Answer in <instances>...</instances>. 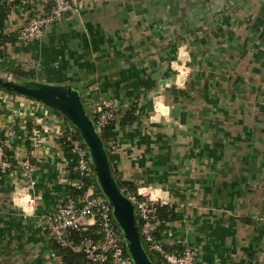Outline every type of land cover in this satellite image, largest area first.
Instances as JSON below:
<instances>
[{"label":"crops","instance_id":"0c3cea01","mask_svg":"<svg viewBox=\"0 0 264 264\" xmlns=\"http://www.w3.org/2000/svg\"><path fill=\"white\" fill-rule=\"evenodd\" d=\"M27 18L13 6L6 33ZM6 56L35 83L78 90L88 112L116 102L106 143L115 178L180 215L161 233L168 250L190 247L198 264H264V0H82L40 39L8 43ZM66 125L0 87L13 163L0 173V264H64L47 217L83 185Z\"/></svg>","mask_w":264,"mask_h":264},{"label":"built area","instance_id":"2783aa9c","mask_svg":"<svg viewBox=\"0 0 264 264\" xmlns=\"http://www.w3.org/2000/svg\"><path fill=\"white\" fill-rule=\"evenodd\" d=\"M11 4L13 0H6ZM22 7L29 8L27 21L16 30L20 43H29L40 39L45 30L52 24L63 20L67 15L79 12L82 0H21ZM44 9L40 13L38 8ZM1 75V74H0ZM11 81L10 75H2ZM118 107L115 101H102L95 109L88 112L95 116V126L99 133L117 118ZM63 138L69 145L72 154L76 156V170L81 179L90 177L93 164L88 147L82 139L78 129L67 121ZM11 148V140L0 141V173L6 174L13 168V163L7 150ZM24 168L35 173L37 166L29 160L23 163ZM134 204L141 238L149 251L156 254L161 264H198L197 251L190 247L179 252H171L157 237L162 225L159 218V208L164 206L161 201L151 194L140 196L129 193L126 195ZM26 203L33 202L28 194L19 197ZM97 229L100 238H83L80 242L73 239V235H81L89 229ZM47 230L50 237L63 247L72 248L75 252L84 253L90 264H134L126 247L124 234L116 223L113 209L105 195L95 193L94 188L80 200L68 199L55 212L47 217Z\"/></svg>","mask_w":264,"mask_h":264},{"label":"water","instance_id":"95a60500","mask_svg":"<svg viewBox=\"0 0 264 264\" xmlns=\"http://www.w3.org/2000/svg\"><path fill=\"white\" fill-rule=\"evenodd\" d=\"M161 83L164 86L168 84L166 81ZM0 87L43 102L78 129L89 149L99 188L112 206L116 223L124 234L129 255L134 264H153L141 238L135 206L118 185L104 142L84 106L80 92L71 87L35 82L18 84L1 78ZM171 90L175 92L174 87Z\"/></svg>","mask_w":264,"mask_h":264},{"label":"trees","instance_id":"16d2710c","mask_svg":"<svg viewBox=\"0 0 264 264\" xmlns=\"http://www.w3.org/2000/svg\"><path fill=\"white\" fill-rule=\"evenodd\" d=\"M13 6L22 7L21 0H13L11 4H7L6 0L0 2V73L10 75L22 82H35L36 73L34 70L26 71L18 63H16L14 60L6 56L7 44L15 43L16 41H18L17 35L15 33H6V21L9 17V14ZM23 8L25 11L30 10L29 8L26 7ZM136 110L137 108H134L128 113V116L126 117L127 119L125 121L127 124H131L138 119V117L135 115ZM90 117L95 124V116L90 115ZM66 120L69 121L68 119ZM114 123L115 121L112 122L110 125H108L106 128H104L100 133V136L104 142L106 150H107L106 143L109 141V139L112 136ZM63 143L66 149V157L70 163V166L73 168L74 166H76V162H77L76 156L72 154L71 149L69 145L66 143L64 138H63ZM7 153L9 156H11L10 151H7ZM82 180H83V185L81 186V188L75 190L73 189L72 197L74 199L80 200L89 192L90 188L92 187L94 188L95 193L101 192L94 171L90 177L83 178ZM118 185L125 195H128L129 193L137 194L134 188L131 187L129 184L118 182ZM159 218L162 221V225L157 232V237L161 240V233L164 230V226L169 221H174L179 219L180 215L174 209L164 205L159 208ZM83 238H92L97 240L100 238V235L97 233L96 228L89 229L83 232L81 235H77V234L73 235V239L76 242H80ZM144 246L150 259L152 260V263L161 264V260L158 258V256L156 254L151 253L147 245ZM53 248L56 254L62 259L64 264H90L89 259L84 253H78L75 252L72 248L63 247L57 244L54 240H53Z\"/></svg>","mask_w":264,"mask_h":264},{"label":"rangeland","instance_id":"374dc122","mask_svg":"<svg viewBox=\"0 0 264 264\" xmlns=\"http://www.w3.org/2000/svg\"><path fill=\"white\" fill-rule=\"evenodd\" d=\"M14 81H16V80H14ZM14 81H11V82H14ZM18 82V81H17Z\"/></svg>","mask_w":264,"mask_h":264}]
</instances>
